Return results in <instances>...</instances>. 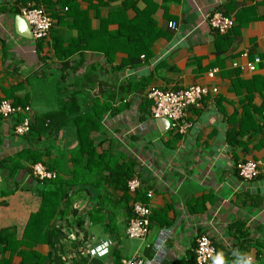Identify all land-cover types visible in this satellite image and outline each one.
Returning a JSON list of instances; mask_svg holds the SVG:
<instances>
[{
  "label": "crops",
  "instance_id": "obj_1",
  "mask_svg": "<svg viewBox=\"0 0 264 264\" xmlns=\"http://www.w3.org/2000/svg\"><path fill=\"white\" fill-rule=\"evenodd\" d=\"M66 1L71 11L88 14L92 30L103 32L108 20L107 30L137 21L149 27L141 31L144 37L153 38L156 31L164 35L154 41L149 59L141 56L132 65L122 66L128 59L124 51L112 63L104 52L87 49L60 60L53 43L62 38V49H69L77 37L75 15H65ZM29 3L42 6L54 21L47 39L16 33V17ZM119 10L123 14L110 17ZM214 12L234 18L226 34L211 28L208 16ZM171 20L179 23L178 31L168 27ZM256 57L261 62L252 71L248 64ZM191 85L217 87L218 92L189 108L193 127L187 133L160 128L146 97L148 88ZM9 91L13 96L8 97ZM14 97L28 100L39 125L52 129L42 135L38 149H49L43 157L47 165L63 159L68 174H60L65 178L72 176V151L83 124L87 129L81 135L92 138L96 148L87 179H80L83 186H74L64 203L65 218L52 221L66 234L56 241L63 244L58 252L62 264V255L77 248L71 237L76 220L82 219V230L93 237L95 248L115 242L111 254L100 258L104 264L111 256L118 264L135 253L160 264L187 262L195 257L202 234L217 246V257L225 253L218 264H264V0H0V99ZM79 110L86 114L78 123ZM24 143L14 134L12 121L2 119L0 158L21 150ZM245 160L262 162L258 178L239 177L236 163ZM129 173L141 179L138 196L152 210L144 240L126 233L134 198L127 191ZM6 177L0 169V231H9L0 249L7 243L10 247L0 252V261L56 264L49 261L54 253L50 243H16L42 202L32 190L36 181L30 168L18 177L26 190L4 195L10 188Z\"/></svg>",
  "mask_w": 264,
  "mask_h": 264
},
{
  "label": "trees",
  "instance_id": "obj_2",
  "mask_svg": "<svg viewBox=\"0 0 264 264\" xmlns=\"http://www.w3.org/2000/svg\"><path fill=\"white\" fill-rule=\"evenodd\" d=\"M64 5L69 10L67 13H65V15L73 17L75 15L76 17L75 30L77 32V37L71 40V42L69 43L71 44V46L68 47L69 49H62V45H64V40L62 38H57L56 41L53 43V48L55 50L56 56L60 60L61 58L68 59V56L71 53H74L78 50L87 49L104 52V54H106L108 63H112L115 60L116 53L118 51H124L128 54V59L124 62L122 66H126L128 63L132 65L131 63L142 55L145 56L146 60L149 59V57L152 56L154 41L161 35H164L161 31H156L153 38L149 39L144 37L141 31L145 32L149 29V27L141 26L140 23L137 21L134 22L133 25H121V27L117 30H107L106 23L110 21L108 20L104 22L105 27L103 28V32L101 28L92 30L89 28L88 25L90 23V17L87 13H82L79 9H76V11H71L70 5L67 4V1ZM121 13L123 14L122 10L114 11L111 13L110 17L117 16V14ZM40 46L41 45H38V49L40 48ZM60 50H63L64 54L61 53ZM136 85L142 86L141 83ZM8 94V97L13 96L11 91H9ZM1 100L2 99H0V101ZM12 102L14 105H28V100H23L15 97L13 98ZM85 114V112L79 110L74 120L79 123L81 119L85 117ZM21 120V115H17L16 118L12 120L13 128L15 124L20 122ZM1 122L2 118H0V124ZM83 126L84 128L82 126H80L79 128L80 131H78L79 135L77 138L76 149L72 151V162L74 166L73 170L71 171L72 176L68 178H65L63 176V174H68V169L65 167L66 164L63 159L59 157L52 161L50 160L48 165L45 163L48 168L57 171L58 176L56 179H48L45 181H41L35 178L36 185L32 190L38 196L41 197V206L36 213L31 214L22 240L16 241V243L20 245L19 247H21L22 245L29 246L43 241L50 243L54 253L52 258L49 259V261L52 262L53 259L54 261H57L56 264H62L60 262L58 252L62 251L63 249V244L57 246L58 242L56 243V241H59L61 238L65 239L66 234L63 232L62 225L56 226L52 224V221L58 216H60L58 218L61 220L65 218V215L67 214L68 210V205L64 203L69 200L70 191L74 186H78L79 188L83 186L82 184H80V179H87L86 175H88V172L90 171V169H92L90 164V158L98 156L96 154V148L92 138L88 137L85 134L81 135V133L84 132V129H87L85 127V124H83ZM51 130L52 129L49 127L39 125V120L35 118L29 133L23 136V140L25 143L22 149L14 154L3 156L2 158H0V169L4 170V172L7 173L6 181L8 182L10 187L3 192L4 195L7 196L13 194L19 189H28V187L21 186V181L18 179V177L20 176L21 171L28 170V168H30V165L36 162H43V157L47 155L49 149L42 151L38 149V144L41 143L42 135L44 133L49 134L50 132H52ZM86 155L88 156L87 160H85ZM84 164L87 166L85 167ZM96 171L97 169L93 170V172ZM60 172H63V174L61 175ZM132 176L133 174L129 173L127 179L129 180ZM78 178L79 180H77ZM137 198L142 200L141 196L137 195ZM63 204L65 206V209L60 208ZM73 212L77 215L76 210H73ZM76 221L78 222L77 226L81 227L82 229L83 223H85V221L83 219ZM69 224L72 226H76L73 221L69 222ZM7 232L9 231H0V241L4 242V244H6V242L2 237ZM67 239L70 238L67 237ZM9 249V243H7L6 246L0 249V252L4 253L9 251ZM21 251L22 250H20L19 253ZM218 251L219 250L216 246V254ZM216 254L213 258L212 264H218L219 261V263H222V259L226 257L225 253L222 254L223 256L218 257ZM33 255L35 256L36 254ZM37 256L43 258L40 255ZM42 261H44V259ZM194 262L195 257L190 258L187 262L182 259L179 263L193 264ZM0 264H4V260L0 261Z\"/></svg>",
  "mask_w": 264,
  "mask_h": 264
},
{
  "label": "built area",
  "instance_id": "obj_3",
  "mask_svg": "<svg viewBox=\"0 0 264 264\" xmlns=\"http://www.w3.org/2000/svg\"><path fill=\"white\" fill-rule=\"evenodd\" d=\"M20 16L27 22L33 40H44L50 35L54 21L48 12L42 7L34 4H27L21 8ZM208 21L214 30L221 34H226L235 25L234 18L226 16L221 12H214L208 16ZM168 27L173 31H178L179 23L176 20L168 22ZM144 58L145 56L142 55ZM261 62L260 57H256L253 62L248 64L250 70L255 71L257 64ZM216 70L209 73L213 76ZM125 76H129L127 73ZM218 92L217 87L206 85H191L183 89H162L155 86L149 87L146 91V97L152 102L151 112L155 119L166 118L170 122V129L178 133L185 134L193 127L192 121L188 118L190 107L198 106L201 100L210 94ZM17 115H21V121L16 123L13 132L19 137L29 133L32 123L35 119L34 111L30 105H14L7 98L0 101V118L5 120H14ZM236 170L243 180L252 181L259 177L262 170V162L259 160H245L236 163ZM31 176L45 181L56 179L58 172L51 170L43 162H36L30 166ZM142 186V181L137 175H133L127 181V191L134 198L132 200V215L129 218L126 233L131 239L144 240L150 233V217L152 210L150 204L137 198L138 192ZM148 197L152 192L147 193ZM76 209H80L75 205ZM72 242L77 244L62 255L64 264H93V258H101L111 254V246L115 242L109 243L101 249L94 247L93 237L80 227H76L71 237ZM195 252V262L193 264H212L216 254V246L207 234L197 237ZM102 260V259H101ZM106 264H116L113 256L109 258ZM119 264H160L157 259H148L140 253L121 260Z\"/></svg>",
  "mask_w": 264,
  "mask_h": 264
},
{
  "label": "water",
  "instance_id": "obj_4",
  "mask_svg": "<svg viewBox=\"0 0 264 264\" xmlns=\"http://www.w3.org/2000/svg\"><path fill=\"white\" fill-rule=\"evenodd\" d=\"M15 30L19 36L26 38V39H32V34L30 31V28H29L27 22L25 21V19L20 15H18L16 17ZM156 120H157L160 128L162 127V125H165L166 128L170 127V122L168 119L161 118V119H156ZM92 263L93 264H104V262L99 258H93Z\"/></svg>",
  "mask_w": 264,
  "mask_h": 264
}]
</instances>
